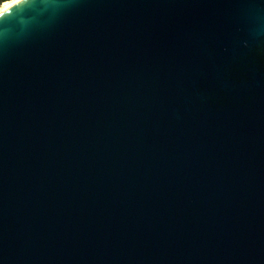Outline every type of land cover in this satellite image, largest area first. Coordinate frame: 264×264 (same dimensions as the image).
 Listing matches in <instances>:
<instances>
[{
	"label": "water",
	"instance_id": "obj_1",
	"mask_svg": "<svg viewBox=\"0 0 264 264\" xmlns=\"http://www.w3.org/2000/svg\"><path fill=\"white\" fill-rule=\"evenodd\" d=\"M0 264H264V0L0 15Z\"/></svg>",
	"mask_w": 264,
	"mask_h": 264
},
{
	"label": "bare ground",
	"instance_id": "obj_2",
	"mask_svg": "<svg viewBox=\"0 0 264 264\" xmlns=\"http://www.w3.org/2000/svg\"><path fill=\"white\" fill-rule=\"evenodd\" d=\"M21 2V0H10L6 3H4L1 7H0V15H2L4 12L8 11L9 9H11L12 7L16 6L17 4H19Z\"/></svg>",
	"mask_w": 264,
	"mask_h": 264
},
{
	"label": "trees",
	"instance_id": "obj_3",
	"mask_svg": "<svg viewBox=\"0 0 264 264\" xmlns=\"http://www.w3.org/2000/svg\"><path fill=\"white\" fill-rule=\"evenodd\" d=\"M10 0H0V5H3L4 3L8 2Z\"/></svg>",
	"mask_w": 264,
	"mask_h": 264
},
{
	"label": "snow or ice",
	"instance_id": "obj_4",
	"mask_svg": "<svg viewBox=\"0 0 264 264\" xmlns=\"http://www.w3.org/2000/svg\"><path fill=\"white\" fill-rule=\"evenodd\" d=\"M21 2H23V0H21ZM15 9H12V10H10V11H14Z\"/></svg>",
	"mask_w": 264,
	"mask_h": 264
},
{
	"label": "rangeland",
	"instance_id": "obj_5",
	"mask_svg": "<svg viewBox=\"0 0 264 264\" xmlns=\"http://www.w3.org/2000/svg\"><path fill=\"white\" fill-rule=\"evenodd\" d=\"M2 5H0V7H1Z\"/></svg>",
	"mask_w": 264,
	"mask_h": 264
}]
</instances>
